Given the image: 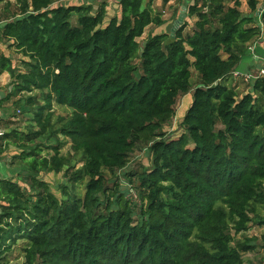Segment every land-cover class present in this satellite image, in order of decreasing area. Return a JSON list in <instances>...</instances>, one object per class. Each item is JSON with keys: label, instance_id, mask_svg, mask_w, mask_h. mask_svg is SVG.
I'll use <instances>...</instances> for the list:
<instances>
[{"label": "trees", "instance_id": "trees-1", "mask_svg": "<svg viewBox=\"0 0 264 264\" xmlns=\"http://www.w3.org/2000/svg\"><path fill=\"white\" fill-rule=\"evenodd\" d=\"M23 1L3 38L31 60L21 72L2 55L0 72L12 73L19 92L38 91L19 105L42 130L0 135V159L9 144L24 148L34 191L0 178V224L7 225L0 264H8L3 249L15 234L27 243L28 264H245L258 246L238 236L249 229L252 205L264 201V76L245 93L227 81L264 38L257 1L248 0L245 16L239 0H194L189 30L185 20L171 35L143 40L147 27L164 21L152 0H120L109 21L104 5ZM190 91L183 131L173 138L166 127ZM54 103L70 111L56 131ZM47 126V140L57 132L70 138L82 168L74 170L58 146L42 155ZM139 148L149 149L152 164L131 180L133 202L109 190L108 176ZM43 171L64 172V195L38 178ZM258 224L264 229V219Z\"/></svg>", "mask_w": 264, "mask_h": 264}, {"label": "rangeland", "instance_id": "rangeland-1", "mask_svg": "<svg viewBox=\"0 0 264 264\" xmlns=\"http://www.w3.org/2000/svg\"><path fill=\"white\" fill-rule=\"evenodd\" d=\"M76 1L77 0H58L53 6H58L61 4L72 5V3ZM227 1L231 4H234V2L237 0ZM187 2L189 3V1ZM182 5V0H176V2L171 7H169L168 10L172 11L173 15L167 18L164 28H162L161 30L166 31L170 35L173 33L172 30L175 27L174 20L177 16H181L184 7ZM23 6V0H1L0 2V19L2 20V23H0V58L2 57V55L6 56L11 62L12 68L14 70L26 72L27 66L25 65V62L31 59L21 50H19V48L16 47L15 43H13L11 40L3 38V28L5 24L4 22H8L7 18L10 19V17H12L13 15L17 14L18 12H21L20 8H23ZM155 7L157 11H160L159 13L162 12L159 6H157L156 4ZM109 10V16L116 15L115 12L117 10V7L114 1H112L111 8H109ZM164 14V12L161 13L163 17L165 16ZM76 18L77 16L74 15L72 20L75 21ZM185 20L189 22V26L187 27L189 30L193 23L196 21V18L188 17L186 9ZM158 31H160L159 25L149 26L146 28L143 36L140 37L138 40H143L148 35L155 34ZM254 45L256 44H252V46ZM258 51L261 59L257 61L255 60L256 58L254 57L252 52H247L246 57L248 59H246L247 62L243 65L241 69L242 74H240L239 76L234 75L232 78L230 77L231 79H228L227 85H231L232 87L234 86L236 90L243 93L250 90L251 79L247 80V75H257L260 72L261 68L264 66V45H258ZM255 52L256 54H258L257 50ZM196 80V72H194V84L196 83ZM14 82L15 78L12 76L11 72H0V135L12 131L14 129H17L22 133H26L31 130L41 131L42 126H40L38 122L30 121L31 115L24 114L23 108L19 105V102H26L28 96L36 95L38 94V91L36 90L33 92H19L17 90V87L14 85ZM40 98L42 103H44L43 98L41 96ZM192 100V91L179 97L176 105V115L174 116L170 124L166 127V130L171 137H177L180 133H182L183 117L187 109L191 105ZM53 108L56 111V116L52 122L54 124L53 128L55 127L56 131L57 126L60 125L58 120L69 116L70 111L67 109L66 106H61L56 103L53 104ZM53 128L48 129L47 126L45 128V136L42 135L41 137V139H43L42 142H44L42 143L41 147L42 155L46 156L49 153H53L55 150L49 147L58 146V151L60 152L59 156L67 157L70 160V165L73 166L74 170L82 168L84 164L83 156L72 148V142L70 138L64 136L61 132H57V138H50L47 140V135L52 132ZM10 143L13 142L10 141ZM4 144L6 146V144L8 143L4 142ZM23 151V147H19L14 144H9L7 146L0 159V178L13 179L14 181L18 182V184L21 186V188L26 194L30 195L34 191H32L31 183L27 179V177L30 176V173L26 170L24 163L21 159V153ZM151 164L152 157L149 149H136L133 153L130 154L127 165L124 168L116 171V173H110V175L108 176L109 190L113 191V193L116 194H118V192L123 193L124 196L132 199L133 202H138V192L132 186L131 180H136L135 177L137 176V174L149 168ZM65 166L66 168L68 167L67 165ZM133 173H135L136 175L131 176V174ZM38 178L45 179L51 189L59 196L64 195L62 191V186L69 184L68 178L64 175V172L43 171L38 174ZM84 190L85 189L83 184L78 183L76 186L75 194H82ZM249 216L251 219L249 223V229L243 233H240L238 238L240 241H244L246 239L251 240L252 244L257 245L258 247L254 251L246 252L244 254L245 264H264V245L261 240V235L264 232V229L258 224L260 220L264 219V201L258 203L255 202L251 207ZM10 222H13V224L16 225L14 220ZM0 225V227L7 229L6 224ZM0 234H2V232H0ZM26 247V241L19 238L16 234L13 237L8 238L3 249L4 260L8 264H28L25 252Z\"/></svg>", "mask_w": 264, "mask_h": 264}, {"label": "crops", "instance_id": "crops-1", "mask_svg": "<svg viewBox=\"0 0 264 264\" xmlns=\"http://www.w3.org/2000/svg\"><path fill=\"white\" fill-rule=\"evenodd\" d=\"M112 1L115 2V5L117 7V10H116L115 14L116 15H119L120 14V6H119L118 3H119L120 0H82L80 2H81V4L82 3H85V4L86 3H92V5L94 6V9L95 10H97L99 6L104 5L105 8H106V10H107V16H106L107 18H106V20L109 21L112 16H109V12L108 11H110L109 8H111ZM148 1H151V0H144V6H146V4H147ZM187 1H189V3ZM193 1L194 0H182V4H183L182 6L186 7V9H187V6L190 5L191 3H193ZM240 1L242 3V8H241L242 13L245 16L246 15H248V16L251 15L252 14V11H251L250 7H248L249 6L248 5V0H240ZM256 1H257V10L255 12V16L256 15L259 16V14H257L258 10L260 8H263L262 12L264 11V0H256ZM154 2H155V4L157 6H159V8L161 9V11L165 13L164 14L165 16L164 17L162 16V18H163L164 21H163V23L161 25H159L160 31H158L157 34L158 33H165L166 31L161 30V29L164 28V25H165V23L167 21V18L169 16H172L173 15L172 11H169L168 9H169V7H171L176 2V0H152V7L154 8V10L156 12H160V11H157L156 10V7H155ZM228 4L233 5V4L229 3V2H228ZM181 9H182V7H181ZM178 19H179V17L177 16L176 19L174 20V22L176 23V21ZM184 21H185V19H184ZM254 43L257 45L256 50H257L258 55L260 56L259 51H258V45H260V46L264 45V38H263V36H260L257 40H255L254 42H252L250 44V47ZM261 49H263V48H261ZM246 59H248V58L247 57H244L243 62L240 65V68L238 69V71L241 72V73H242L241 69H242L243 65L247 62ZM255 60L258 61L259 59L256 58Z\"/></svg>", "mask_w": 264, "mask_h": 264}, {"label": "built area", "instance_id": "built-area-1", "mask_svg": "<svg viewBox=\"0 0 264 264\" xmlns=\"http://www.w3.org/2000/svg\"><path fill=\"white\" fill-rule=\"evenodd\" d=\"M208 2L210 1V0H207ZM250 51L252 52V54L254 55V57L255 58H257V59H261V57L258 55V54H256V45H254V46H251L250 48ZM264 61V60H263ZM240 74H242L241 72H238V71H236L235 73H234V75L235 76H239ZM262 76H264V66L261 68V70H260V72L257 74V75H252V74H248L247 75V80H254V79H257L258 77H262Z\"/></svg>", "mask_w": 264, "mask_h": 264}, {"label": "water", "instance_id": "water-1", "mask_svg": "<svg viewBox=\"0 0 264 264\" xmlns=\"http://www.w3.org/2000/svg\"><path fill=\"white\" fill-rule=\"evenodd\" d=\"M263 8H260L257 12V14L261 15ZM186 7H183V11L179 19L175 23V27L173 28L172 32L174 33L176 29H178L183 23L186 16Z\"/></svg>", "mask_w": 264, "mask_h": 264}]
</instances>
